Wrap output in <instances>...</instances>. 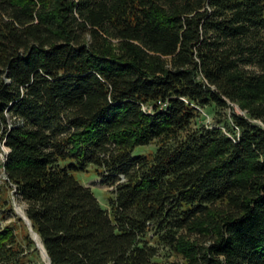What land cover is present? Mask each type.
Here are the masks:
<instances>
[{"label":"trees","instance_id":"trees-1","mask_svg":"<svg viewBox=\"0 0 264 264\" xmlns=\"http://www.w3.org/2000/svg\"><path fill=\"white\" fill-rule=\"evenodd\" d=\"M0 137L50 264H264V0H0Z\"/></svg>","mask_w":264,"mask_h":264},{"label":"rangeland","instance_id":"rangeland-1","mask_svg":"<svg viewBox=\"0 0 264 264\" xmlns=\"http://www.w3.org/2000/svg\"><path fill=\"white\" fill-rule=\"evenodd\" d=\"M234 110L240 113L244 111L241 110L237 105H234ZM201 114L204 117H201L202 121L205 123H211L213 120L212 114L207 112L206 108L201 109ZM199 119V118H198ZM155 143H149L146 145H139L134 148V153H146L154 148ZM74 176L83 184H87L91 187L92 191L98 198L100 204L103 207H106L108 204V199L111 195L110 189L112 188L109 184H101L100 176L96 174L95 170L92 166H90L87 170H75L73 171ZM0 227L6 223L14 222L17 216L21 217V213L18 210V207L22 208L24 212L25 203L15 198L10 191V188L5 185L4 182L0 184ZM1 209H5L2 211ZM25 214V212H24ZM24 220V219H23ZM16 222V221H15ZM25 222V220H24ZM26 224V222H25ZM31 237L33 238V231H30L29 226L26 224ZM23 228H19L18 232L21 233ZM35 246L37 247V255L33 258L38 263L48 264V258L43 256L41 249L38 246V243L35 239ZM181 257L174 253L171 249H162L159 253L152 258L150 264H173L175 262H179Z\"/></svg>","mask_w":264,"mask_h":264},{"label":"built area","instance_id":"built-area-1","mask_svg":"<svg viewBox=\"0 0 264 264\" xmlns=\"http://www.w3.org/2000/svg\"><path fill=\"white\" fill-rule=\"evenodd\" d=\"M3 112L6 117L7 123H9L11 119L13 118V116H10L6 109ZM8 151H9V146L6 144L5 140L2 137H0V183L7 181V176L4 171L3 163H4V160L6 158ZM10 185L12 186L11 183ZM10 191L12 192V195L14 196L13 188L10 187Z\"/></svg>","mask_w":264,"mask_h":264},{"label":"bare ground","instance_id":"bare-ground-1","mask_svg":"<svg viewBox=\"0 0 264 264\" xmlns=\"http://www.w3.org/2000/svg\"><path fill=\"white\" fill-rule=\"evenodd\" d=\"M20 207H21V206H20ZM20 207H18V210L20 211L21 214H24L22 208H20ZM33 236H34L35 240L37 241L38 246H39V248L41 249V251H42V253H43V256L47 258V255H46V253H45V249H44L43 244H42V242H41V240H40V237H39L38 234L35 233L34 231H33ZM47 262H48V261H47Z\"/></svg>","mask_w":264,"mask_h":264},{"label":"water","instance_id":"water-1","mask_svg":"<svg viewBox=\"0 0 264 264\" xmlns=\"http://www.w3.org/2000/svg\"><path fill=\"white\" fill-rule=\"evenodd\" d=\"M21 217L25 220L26 224L29 226L30 231H34V230L32 229V227H31V225H30V221H29V219L27 218V216H26L25 214H21ZM34 232H35V231H34ZM35 233H36V232H35ZM33 239H35L34 236H33ZM43 247H44V246H43ZM45 253H46V251H45ZM46 255H47V253H46ZM47 258H48V255H47ZM48 264H50V263H49V259H48Z\"/></svg>","mask_w":264,"mask_h":264},{"label":"crops","instance_id":"crops-1","mask_svg":"<svg viewBox=\"0 0 264 264\" xmlns=\"http://www.w3.org/2000/svg\"><path fill=\"white\" fill-rule=\"evenodd\" d=\"M1 184V183H0ZM1 188V187H0Z\"/></svg>","mask_w":264,"mask_h":264}]
</instances>
